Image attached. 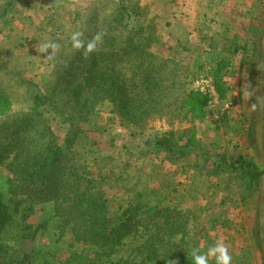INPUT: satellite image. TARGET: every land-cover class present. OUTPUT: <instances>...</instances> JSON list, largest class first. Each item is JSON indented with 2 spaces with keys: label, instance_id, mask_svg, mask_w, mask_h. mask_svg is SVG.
Wrapping results in <instances>:
<instances>
[{
  "label": "rangeland",
  "instance_id": "obj_1",
  "mask_svg": "<svg viewBox=\"0 0 264 264\" xmlns=\"http://www.w3.org/2000/svg\"><path fill=\"white\" fill-rule=\"evenodd\" d=\"M77 31L85 47L99 37L92 52L73 47ZM46 42L56 48L41 53ZM35 93L51 103L38 109ZM2 122L0 146L50 132L63 142L70 126L101 200L143 224L106 264H193V249L237 248L247 232L264 244V0H0ZM162 136L177 153L156 149ZM238 155L259 176L215 170ZM42 205L26 222L48 216ZM16 225L0 240L26 260L74 261L53 227L12 238ZM147 237L158 250L141 255Z\"/></svg>",
  "mask_w": 264,
  "mask_h": 264
},
{
  "label": "trees",
  "instance_id": "obj_2",
  "mask_svg": "<svg viewBox=\"0 0 264 264\" xmlns=\"http://www.w3.org/2000/svg\"><path fill=\"white\" fill-rule=\"evenodd\" d=\"M98 54L104 56L107 52L96 51L94 56ZM33 100L41 110L43 105L51 103L49 98L40 93H35ZM58 112L69 116L73 114L71 110L58 109ZM6 128L5 122L0 123V139L6 134ZM66 130L63 142L51 132L43 142L35 143L23 139L22 135L2 142L0 171L4 168L10 176L4 180L5 192H0V233L6 232L10 223L19 225H16L17 233L11 235L12 238H16V235L34 237L41 227L47 230L53 227L58 236L56 239L63 240L66 247L74 250L75 259L68 264H106L114 247L121 243L130 247L134 240L138 241L141 233L139 228L142 229L143 224L132 220L134 214L129 206L118 213L121 219L118 222L117 210L112 212L109 204L105 205V200H101V192L93 184L95 178L87 170L89 163L85 158H81L82 161L78 159L82 153L75 150L71 127L67 126ZM154 145L157 150H164L168 154L177 153L176 145L166 136L155 138ZM227 167L239 172L241 178H254L261 173L244 155L228 160L221 158L215 170ZM12 198L16 199L10 204ZM39 203L46 206L49 212L35 226L33 222H26V218L33 215L34 205ZM16 215L17 218H14ZM32 227L34 229L30 231ZM126 237H129L128 242H122ZM149 239L147 237L138 242L139 254L142 255L145 249L152 250L153 254L158 250L155 240L146 243ZM160 240L157 233L156 241ZM9 249L10 253L7 252ZM26 257L27 254H17L11 244L0 240V264H53L44 258L45 255L41 256V261L35 256L33 260H26Z\"/></svg>",
  "mask_w": 264,
  "mask_h": 264
},
{
  "label": "clouds",
  "instance_id": "obj_3",
  "mask_svg": "<svg viewBox=\"0 0 264 264\" xmlns=\"http://www.w3.org/2000/svg\"><path fill=\"white\" fill-rule=\"evenodd\" d=\"M82 33L77 31L73 32L70 39L73 47L76 49L85 48V54L92 52L96 46V40L99 37H95L93 41L87 43L86 47L84 41L81 39ZM56 44L54 42L44 43L39 51L45 53L48 49H55ZM255 108V105H252ZM212 257L215 260V264H231L232 257L229 254L227 247L217 241L213 246L209 247L207 252L202 253L198 248L192 250L193 264H210L209 258Z\"/></svg>",
  "mask_w": 264,
  "mask_h": 264
},
{
  "label": "crops",
  "instance_id": "obj_4",
  "mask_svg": "<svg viewBox=\"0 0 264 264\" xmlns=\"http://www.w3.org/2000/svg\"><path fill=\"white\" fill-rule=\"evenodd\" d=\"M261 237L263 238L257 232H247L242 235L237 248H227L232 257L231 264H264V244ZM211 260L215 264L214 258L211 257Z\"/></svg>",
  "mask_w": 264,
  "mask_h": 264
}]
</instances>
